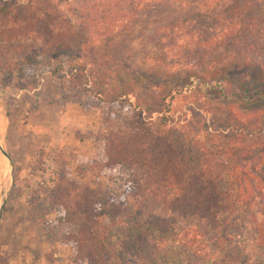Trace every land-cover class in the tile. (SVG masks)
Listing matches in <instances>:
<instances>
[{
	"label": "trees",
	"instance_id": "obj_1",
	"mask_svg": "<svg viewBox=\"0 0 264 264\" xmlns=\"http://www.w3.org/2000/svg\"><path fill=\"white\" fill-rule=\"evenodd\" d=\"M125 1L89 5L87 17L76 19L52 3L0 0V44L39 47L38 52L22 55L23 64L39 66L50 62L48 56L73 55V74L80 75L88 92L104 106L102 125L107 133L102 135L96 167L125 176L127 196L121 198L101 185L79 182L60 154V173L49 206L61 215V223L75 229L68 238L75 256L84 260L80 264H128L129 258L139 264H183L188 253L202 251L212 260L222 247L219 241L225 242L226 231L243 218L239 182L248 174L256 176V161H264L261 128L257 122L244 129L241 106L246 97L257 105V100H264L263 87L255 84L261 81V73L245 74L236 67L235 75L241 79L246 75L256 80L251 78L253 85L243 79L234 82L226 63L214 60L202 76H187L175 83L164 75L163 83L157 85L156 75L133 70L122 58L118 64L123 67H114L115 63L110 68L115 59L105 55L94 40L114 34L120 29L117 25L128 22L115 13L114 3ZM239 4L227 7L231 17L220 15L215 23L194 25V29L175 18L158 26L155 34L168 45L170 63L181 66L186 52L218 48L227 52L233 46L245 55V62L251 59L257 64L264 59V3ZM237 10L249 15L242 20L245 15L236 14ZM97 16L106 21L98 23ZM141 80L146 82L143 90ZM257 105L255 113L264 111L263 105ZM190 110L201 111V116L188 118ZM221 111L229 116H220ZM253 131L258 134L254 144L256 138L248 137ZM178 218L190 223L176 227ZM215 243L217 249H213ZM225 251L223 247L220 253Z\"/></svg>",
	"mask_w": 264,
	"mask_h": 264
},
{
	"label": "rangeland",
	"instance_id": "obj_2",
	"mask_svg": "<svg viewBox=\"0 0 264 264\" xmlns=\"http://www.w3.org/2000/svg\"><path fill=\"white\" fill-rule=\"evenodd\" d=\"M39 1L63 7L67 13L81 19L87 17L85 13H88L89 5H108L119 0ZM254 1L126 0L119 4L115 2L117 8L115 13L117 16L120 13L121 19L124 18L128 22L117 25L120 29L112 35L96 37L95 45L104 49L105 55H110L116 60L108 64L110 68L115 63L114 67H123L118 64V60L122 58L123 63L126 66L129 63L133 70L146 73L149 71L156 75L157 78L153 81L157 85L163 83L164 75L173 77L175 83L180 79L187 80V76H202L205 71H209L215 61H222L226 63L224 64L227 66L226 69L230 68L228 75L234 82L243 79L247 85H253L255 82L251 78L256 80L252 76L246 79L248 77L246 75L241 79V75H235L236 67L241 68L245 74L259 70L261 74L258 80L261 81L255 84L264 89V59L260 58L257 64L251 59L245 62V55H239L233 46L227 52L222 48L210 49L203 53L186 52L184 61H181L182 65L177 67L170 63L168 45L161 43L155 34L158 26L166 25L172 18L187 21L194 29V25L201 27L204 23H215L220 15L231 17L232 14H228L227 7L233 2L244 5L253 4ZM258 1L264 3V0ZM223 6H226L225 9H222ZM195 9L205 12L197 14ZM235 13L245 15L242 20L249 15L241 13V10ZM97 19L98 23L106 21L102 16H97ZM100 26L107 27L105 24ZM38 48L35 43L0 44L1 147L10 156H13L14 148L21 150L23 145H18L13 133L22 128L35 134L33 143L29 140L26 142L27 153L34 148L36 150V153L30 155L26 153V156L29 155L26 159L19 161L15 158L12 166L0 150L1 168L4 166L5 169L8 167V171L11 169L5 178L0 173V212L6 196L5 208L0 217V264H80L84 260L80 256H75L68 238V234L75 232V229L61 223L59 220L61 215L49 206L51 190L60 173L57 164L60 154L65 157L73 177L79 182L91 186L101 185L121 198L127 196L125 176L118 170L100 171L96 167L101 158L102 135L107 133L102 125L104 106L88 92L89 86L84 85L80 75L73 74L76 72L70 66L73 55L64 53L62 56H48L50 62L39 66L25 65L21 62L23 54L28 51L38 52ZM13 61H16L15 65L11 64ZM96 67L103 68L95 65ZM145 84L146 82L141 80L139 83L141 90ZM40 87V91L34 93V89ZM245 101L246 104L241 105L245 113L242 117L245 120L244 129L258 122L262 133L259 137L261 142L264 140V111L255 113L254 108L257 105L255 101L248 97ZM257 102L264 106V100ZM198 114L200 115L201 111ZM198 114L190 110L188 118L191 115L198 118ZM220 116L228 117L229 112L223 111ZM207 121L211 125L210 119ZM32 125L35 130H32ZM224 130L228 132L226 128ZM8 132L9 136L6 138ZM256 136L258 134L256 135L255 131L248 134L252 139ZM257 141L256 138L253 144ZM245 153L247 154V151ZM252 158L251 154L250 159ZM51 159L56 168L55 178L51 169L46 168L47 161ZM255 165L259 172L256 176L248 174V178L242 181L239 179L241 188L239 205L243 218H240V223L226 231L225 242L219 241L222 247L219 248L216 257L211 260L204 251L188 253L183 264H264V161L258 164L257 160ZM178 219L176 227L184 228L190 223L188 220ZM216 246H218L216 243L213 244V249H217ZM223 247H226L227 251L221 254ZM179 254L185 256L181 250ZM129 260L128 264L140 263L132 258Z\"/></svg>",
	"mask_w": 264,
	"mask_h": 264
},
{
	"label": "crops",
	"instance_id": "obj_3",
	"mask_svg": "<svg viewBox=\"0 0 264 264\" xmlns=\"http://www.w3.org/2000/svg\"><path fill=\"white\" fill-rule=\"evenodd\" d=\"M40 89H41V87L40 88H36V89H34V93H36V92H38V91H40ZM33 101H34V99H33ZM38 102V101H37ZM30 106V105H29ZM32 108V107H31ZM0 120H1V118H0ZM30 130V129H29ZM32 130H35L34 129V127H33V125H32ZM13 135L16 137V139H17V143H18V145L20 144V145H23V147H22V149L21 150H19L20 148H14V150H12V152H13V156H10L8 153H7V155H8V159H9V161H10V165L12 166V165H14L12 162H13V160H15V158H17L19 161L22 159H26L31 153H36V150H35V148L34 149H32V151L31 152H28L27 153V148H28V145L26 144V142L29 140V141H32V143L34 142V140H35V134L33 133V132H31V133H29L28 132V129H26V130H23L22 128H20V129H18V130H16V131H14V133H13ZM1 136H2V132H1ZM9 136V132L6 134V138ZM37 138H39V135L37 136ZM5 149H6V146H5ZM7 151V150H6ZM29 154L28 156H26L27 154ZM12 159V160H11ZM30 160V159H29ZM14 167V166H13ZM12 168V167H11ZM11 170V169H10ZM9 170V171H10ZM0 173L2 174V176H3V178H5L6 177V172L5 171H3L2 170V168H1V166H0Z\"/></svg>",
	"mask_w": 264,
	"mask_h": 264
},
{
	"label": "built area",
	"instance_id": "obj_4",
	"mask_svg": "<svg viewBox=\"0 0 264 264\" xmlns=\"http://www.w3.org/2000/svg\"><path fill=\"white\" fill-rule=\"evenodd\" d=\"M46 168L49 170V169H51V171H52V176H53V178H55L56 177V173H55V166H54V164H53V160L51 159V160H49V161H47V165H46ZM51 173V172H50ZM49 176H50V174H49Z\"/></svg>",
	"mask_w": 264,
	"mask_h": 264
},
{
	"label": "water",
	"instance_id": "obj_5",
	"mask_svg": "<svg viewBox=\"0 0 264 264\" xmlns=\"http://www.w3.org/2000/svg\"><path fill=\"white\" fill-rule=\"evenodd\" d=\"M2 148V147H1ZM2 151H3V153H4V155L6 156V157H8V155H7V153L2 149ZM6 176H8V172L5 174ZM5 200H6V196H4V201H3V205H2V211L0 212V217H1V215H2V213H3V210H4V208H5Z\"/></svg>",
	"mask_w": 264,
	"mask_h": 264
},
{
	"label": "bare ground",
	"instance_id": "obj_6",
	"mask_svg": "<svg viewBox=\"0 0 264 264\" xmlns=\"http://www.w3.org/2000/svg\"><path fill=\"white\" fill-rule=\"evenodd\" d=\"M1 129H2V126H1L0 130H1ZM0 150L2 151L1 144H0ZM2 153H3V152H2ZM3 157H4V158H7L4 154H3ZM7 159H8V158H7ZM8 161H9V159H8ZM9 162H10V161H9ZM2 170L5 171L6 173L9 172V171H8V167H7V169H5L4 166H2Z\"/></svg>",
	"mask_w": 264,
	"mask_h": 264
}]
</instances>
